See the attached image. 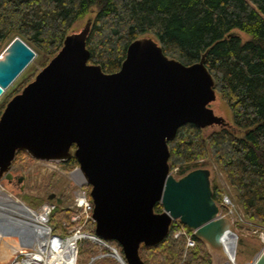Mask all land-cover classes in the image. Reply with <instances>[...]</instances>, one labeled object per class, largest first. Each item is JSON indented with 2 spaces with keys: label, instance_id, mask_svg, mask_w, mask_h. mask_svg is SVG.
Here are the masks:
<instances>
[{
  "label": "water",
  "instance_id": "95a60500",
  "mask_svg": "<svg viewBox=\"0 0 264 264\" xmlns=\"http://www.w3.org/2000/svg\"><path fill=\"white\" fill-rule=\"evenodd\" d=\"M92 24L90 19L70 33L6 105L0 116V182L12 179L19 152L46 162L74 157L91 187L95 233L117 242L126 264H145L141 246L162 243L177 221L211 254L225 253L229 236L236 252L235 227L220 216L210 170L197 168L181 178L171 172L169 142L181 127H232L211 107L217 91L205 55L186 65L167 56L153 37H141L128 46L121 69L106 73L90 63ZM36 57L19 36L2 51L0 98ZM47 201L64 203L55 193ZM157 205L162 212L155 211ZM15 235L22 237V231L0 225V246ZM252 264H264V251Z\"/></svg>",
  "mask_w": 264,
  "mask_h": 264
},
{
  "label": "trees",
  "instance_id": "16d2710c",
  "mask_svg": "<svg viewBox=\"0 0 264 264\" xmlns=\"http://www.w3.org/2000/svg\"><path fill=\"white\" fill-rule=\"evenodd\" d=\"M88 15L93 19L87 44L90 63L101 65L106 73L121 69L128 46L141 37H153L167 56L186 65L205 55L217 94L231 112L232 127L208 135L193 124L181 127L169 142L171 172L181 178L212 160L235 190L244 219L264 228V0H0V54L19 36L49 62ZM29 159L19 152L14 168L23 169ZM60 165L71 172L79 164L72 157ZM212 191L227 214L224 191L215 183ZM63 207L56 206L50 215L49 225L57 234L65 233L63 223L74 213ZM162 210L160 205L155 208ZM181 229L192 233L173 223L162 243L142 245L144 263L214 264L207 245L196 238V246L186 249L187 237L177 236ZM111 243L122 252L117 242ZM99 253L91 246L83 257L89 260ZM100 264L119 263L105 257Z\"/></svg>",
  "mask_w": 264,
  "mask_h": 264
},
{
  "label": "rangeland",
  "instance_id": "374dc122",
  "mask_svg": "<svg viewBox=\"0 0 264 264\" xmlns=\"http://www.w3.org/2000/svg\"><path fill=\"white\" fill-rule=\"evenodd\" d=\"M90 19H92L90 15L81 19L75 25L73 31H80ZM234 33L241 36L244 40L249 39L247 34L242 33L239 30H235ZM48 63V58L44 55L37 56V58L28 66V68L17 78L13 85H11L6 90L4 95L0 98V116L2 115L8 102L15 95L20 93L26 85L32 82L38 73L44 68V65ZM211 107L214 109L217 115L224 117L226 121L232 125L231 112L223 103L219 94H217V100L211 105ZM220 128L221 127L215 126L206 129L204 132L206 135H208L213 131L219 130ZM201 163L202 164H200L198 168H206L211 172V186L213 183L217 184L224 191L225 196H227V198L234 203H232L230 206V210L232 209V213L230 214L227 213L224 215L221 209V215L231 219L237 234L235 260L232 262H234V264H252L258 254L264 249V228L252 225L244 219L243 212L234 199L236 197V192L230 187L225 175L218 165L212 160ZM61 167L62 166L60 163L57 162H46L29 159L26 166L23 167V169H19L23 171L22 175L26 176V185L23 186L21 184V186L14 187L5 181H1L0 191L6 194V196H10L11 199L15 200L19 204L24 203L25 205H22H24L27 210L34 214H37L35 211L39 212L41 210L43 205L48 202V196L53 193L57 194V196H62L64 200L63 206H66L67 208L69 207L73 210L75 191L77 190L78 185L83 182V179L78 174H72V171L64 172ZM0 216H2L4 220H6L9 216L13 219H25L24 221H31L19 213L7 214L3 210H0ZM4 222L8 223V221ZM91 246L99 251V249L89 241L80 242V262L82 263L83 261H87V264H100L101 260L103 261V259H96L94 262H92L93 258H98V256L91 257L89 260L88 258L85 259L83 257V253ZM212 256L214 264H233L228 259H226L227 256L225 253L223 254L214 252ZM111 259L117 263L116 259Z\"/></svg>",
  "mask_w": 264,
  "mask_h": 264
},
{
  "label": "built area",
  "instance_id": "2783aa9c",
  "mask_svg": "<svg viewBox=\"0 0 264 264\" xmlns=\"http://www.w3.org/2000/svg\"><path fill=\"white\" fill-rule=\"evenodd\" d=\"M72 174H78L82 177L79 166L72 171ZM232 203L227 196H224L223 206L229 209V214L232 213V209L230 210ZM55 207L49 202L43 205L39 213L43 210L46 212L45 221L41 225L36 224L35 228L22 232V237L19 238L22 247L10 264H81L79 252L81 241H89L99 249L98 258H93L92 262L96 259L111 257L116 259L119 264H126L120 257L119 249L110 241L97 236L95 233L94 204L84 179L75 191L74 213L69 222L63 223L66 229L63 234H57L49 225L50 215ZM179 235L187 237V249H192L196 246L193 233H188L185 229H181L177 233V236ZM263 251L264 249L259 254Z\"/></svg>",
  "mask_w": 264,
  "mask_h": 264
},
{
  "label": "bare ground",
  "instance_id": "6f19581e",
  "mask_svg": "<svg viewBox=\"0 0 264 264\" xmlns=\"http://www.w3.org/2000/svg\"><path fill=\"white\" fill-rule=\"evenodd\" d=\"M19 204L15 200L11 199V197L6 196L2 191H0V210L5 211L8 213H19L20 215L26 217L27 219L31 220L30 222L24 221L22 219H13L8 216L5 221H8L11 225L18 228L19 231L30 230L31 228H35L36 224H42V222L46 219V212L43 210L42 212H37L34 214L25 208V204ZM27 206V205H26ZM28 207V206H27ZM30 209V208H29ZM2 213V212H1ZM39 227V226H37ZM18 235L12 236L11 238H7L3 240L0 246V264H10V262L14 259L17 252L22 247V243L19 239ZM225 246V254L226 259L230 262L235 260V242L234 238L226 237L224 240ZM224 254V253H223ZM234 264V262H232Z\"/></svg>",
  "mask_w": 264,
  "mask_h": 264
},
{
  "label": "flooded vegetation",
  "instance_id": "af4514ba",
  "mask_svg": "<svg viewBox=\"0 0 264 264\" xmlns=\"http://www.w3.org/2000/svg\"><path fill=\"white\" fill-rule=\"evenodd\" d=\"M22 172L23 171H21L19 169H15L13 167V170H12V179L11 180H8L6 178H3L2 181L7 182L9 185L14 186V187L21 186V184L23 186H25L26 185V176L22 175ZM4 221L5 220L3 218H0V225L7 224Z\"/></svg>",
  "mask_w": 264,
  "mask_h": 264
}]
</instances>
